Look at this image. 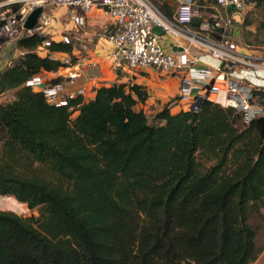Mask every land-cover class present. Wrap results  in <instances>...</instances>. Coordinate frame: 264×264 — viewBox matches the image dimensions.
Here are the masks:
<instances>
[{
    "label": "trees",
    "instance_id": "1",
    "mask_svg": "<svg viewBox=\"0 0 264 264\" xmlns=\"http://www.w3.org/2000/svg\"><path fill=\"white\" fill-rule=\"evenodd\" d=\"M254 1L240 25L254 26L241 33L246 46L264 39V0ZM43 40L19 39L24 53L0 69V93L15 90L0 103V195L38 212L0 210V264H252L262 252L252 220L264 222V115L245 123L206 100L199 112L168 102L150 119L139 107L148 89L132 81L99 85L72 110L49 105L24 85L63 66L36 52ZM254 97L264 107V87Z\"/></svg>",
    "mask_w": 264,
    "mask_h": 264
},
{
    "label": "built area",
    "instance_id": "2",
    "mask_svg": "<svg viewBox=\"0 0 264 264\" xmlns=\"http://www.w3.org/2000/svg\"><path fill=\"white\" fill-rule=\"evenodd\" d=\"M256 6L254 0H178L169 18L151 0H0V69L24 53L18 47L19 39L40 35L44 40L36 52L62 62L57 70L59 80L52 82L40 73L28 77L24 85L41 92L49 105L70 110L74 108L69 106L70 100L93 98L96 88L82 85L67 89L79 77V66L87 57L74 59L68 54L51 52L49 47L53 42L74 43L75 33L85 26L87 14L99 8L108 18L100 34L112 43L111 57L118 66L124 65L130 71L150 67L164 75L179 72L182 76L176 101L181 110L199 112L204 101L218 103L217 94L223 92L227 105L235 107L248 123L264 115V107L254 97V90L264 87V77L259 73L264 70V58L240 46L238 30L240 20ZM38 7L42 10L37 22L26 28L29 15ZM58 8L63 9L61 15L56 14ZM196 20L199 22L194 26ZM154 26L174 39L173 44L180 49L178 54L164 49ZM79 44L86 49L84 42ZM202 54L217 64L204 63ZM87 64L97 66L94 61Z\"/></svg>",
    "mask_w": 264,
    "mask_h": 264
},
{
    "label": "crops",
    "instance_id": "3",
    "mask_svg": "<svg viewBox=\"0 0 264 264\" xmlns=\"http://www.w3.org/2000/svg\"><path fill=\"white\" fill-rule=\"evenodd\" d=\"M177 5L178 0L175 7L170 10V15L165 16L172 18ZM62 13L63 9L58 8L56 10L57 15H61ZM240 21L242 22V19ZM107 22L108 18L101 9H92L86 16L85 26L76 31L75 39L78 42H84L86 49H84L82 53L74 46L72 53L68 55L74 59H77L80 56H86L87 60L81 63L79 66V77L76 78L73 83L69 84L67 89L71 91L81 87L82 85H87L89 88L94 89L102 84L132 81L134 83L144 85L148 89L149 97L144 104L139 105V107L145 112L147 109L155 112L168 102H171L170 110L172 112L181 110L179 103L175 100V98L178 95L182 75L179 72H175L173 75H164L154 71L150 67H144L138 71H130L124 65L118 66L111 57V53L113 51L112 43L100 34L102 26ZM239 31L240 30H238V32ZM173 41L174 39L167 34L160 35L158 38V42L166 51L178 54L179 48L173 44ZM196 52L197 51L193 50V53ZM39 55L44 56L43 54ZM58 57L61 56L59 55ZM89 61L96 62L97 66L95 68L88 66L87 62ZM202 61L212 66L217 64L216 60L203 54ZM259 73L263 76L264 70ZM58 74H60V71L44 73L45 77L51 79H55ZM217 97L219 104H229V102L225 100V94L223 92H219Z\"/></svg>",
    "mask_w": 264,
    "mask_h": 264
},
{
    "label": "rangeland",
    "instance_id": "4",
    "mask_svg": "<svg viewBox=\"0 0 264 264\" xmlns=\"http://www.w3.org/2000/svg\"><path fill=\"white\" fill-rule=\"evenodd\" d=\"M156 6H160L162 3H167L169 6H174L177 3V0H152ZM57 10V9H56ZM60 21L64 24L63 17H60ZM254 30V26L246 27L245 29L240 28V37H239V44L243 47L248 53L253 54L257 57L264 58V39L257 43L258 45L253 46H246L242 43V34L244 31ZM243 32V33H242ZM242 33V34H241ZM253 39V36L250 37ZM74 46L83 53V48L80 46L79 42L74 39ZM174 74V73H173ZM171 74V75H173ZM264 76V75H263ZM259 82V81H257ZM15 90H8L4 93H0V103H6L11 101L14 98ZM175 98V97H174ZM176 99V98H175ZM149 118H152V114L154 111H150L149 109L146 110ZM0 210H10L15 212L16 214L27 216L30 214L37 215L38 212L36 210H30L27 206L23 203L17 202L14 198L9 196H1L0 195ZM254 225L258 227V237H257V245L262 248V252L258 255L257 259L252 264H264V222H262L259 218H254L252 220Z\"/></svg>",
    "mask_w": 264,
    "mask_h": 264
},
{
    "label": "water",
    "instance_id": "5",
    "mask_svg": "<svg viewBox=\"0 0 264 264\" xmlns=\"http://www.w3.org/2000/svg\"><path fill=\"white\" fill-rule=\"evenodd\" d=\"M232 9H233V7L231 6L229 8V12ZM41 10H42L41 7H38V8H36V9L33 10V12L29 15V17H28V19H27V21L25 23V27L26 28H32L35 25V23L37 22L38 16H39V14L41 12ZM153 30L159 36L164 34L163 30L159 26H154Z\"/></svg>",
    "mask_w": 264,
    "mask_h": 264
}]
</instances>
